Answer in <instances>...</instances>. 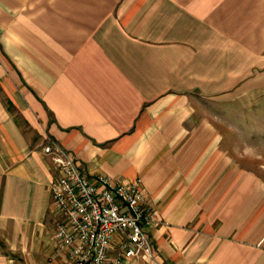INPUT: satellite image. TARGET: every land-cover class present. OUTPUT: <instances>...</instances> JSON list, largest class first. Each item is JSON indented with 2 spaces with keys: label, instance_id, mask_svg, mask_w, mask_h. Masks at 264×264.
<instances>
[{
  "label": "crops",
  "instance_id": "1",
  "mask_svg": "<svg viewBox=\"0 0 264 264\" xmlns=\"http://www.w3.org/2000/svg\"><path fill=\"white\" fill-rule=\"evenodd\" d=\"M233 106L264 116V0H0V264H65L49 140L88 177L141 180L158 221L129 264H264Z\"/></svg>",
  "mask_w": 264,
  "mask_h": 264
},
{
  "label": "built area",
  "instance_id": "2",
  "mask_svg": "<svg viewBox=\"0 0 264 264\" xmlns=\"http://www.w3.org/2000/svg\"><path fill=\"white\" fill-rule=\"evenodd\" d=\"M43 151L51 156L58 173L50 195L58 216L56 247L65 255V264H129L152 256L146 227L158 220L139 178L88 177L53 140Z\"/></svg>",
  "mask_w": 264,
  "mask_h": 264
},
{
  "label": "rangeland",
  "instance_id": "3",
  "mask_svg": "<svg viewBox=\"0 0 264 264\" xmlns=\"http://www.w3.org/2000/svg\"><path fill=\"white\" fill-rule=\"evenodd\" d=\"M230 109L222 107L217 112L223 119ZM256 112H241L233 106V119L231 122L222 123L221 130L224 135V147L236 160L244 164V167L254 170L264 179V116H259Z\"/></svg>",
  "mask_w": 264,
  "mask_h": 264
}]
</instances>
